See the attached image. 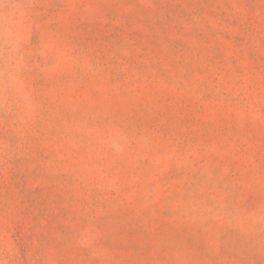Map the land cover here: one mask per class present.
<instances>
[{"label": "rangeland", "instance_id": "rangeland-1", "mask_svg": "<svg viewBox=\"0 0 264 264\" xmlns=\"http://www.w3.org/2000/svg\"><path fill=\"white\" fill-rule=\"evenodd\" d=\"M0 264H264V0H0Z\"/></svg>", "mask_w": 264, "mask_h": 264}]
</instances>
